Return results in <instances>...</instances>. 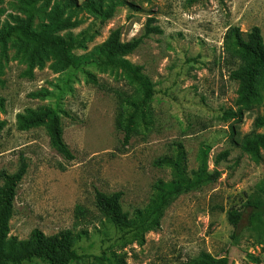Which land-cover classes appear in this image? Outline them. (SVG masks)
Masks as SVG:
<instances>
[{
	"label": "rangeland",
	"instance_id": "1",
	"mask_svg": "<svg viewBox=\"0 0 264 264\" xmlns=\"http://www.w3.org/2000/svg\"><path fill=\"white\" fill-rule=\"evenodd\" d=\"M67 2L51 0L33 27L39 30L52 12L71 15L73 25L57 35L85 38L73 50L75 57L86 58L79 67H63L50 52L32 65L16 41L10 39L5 51L0 44V172L15 173L21 157L28 164L7 240L28 241L36 228L46 236L64 232L77 252L71 264H100L103 252H115L130 264H187L202 252L228 256L231 264H264V241L258 243L248 227L251 208L244 209L235 238L228 218V210L242 209L249 195L264 196V152L255 161L240 146L242 135L264 115V69L256 96L246 99L242 83L232 76L239 61L225 47L233 26L244 32L259 26L264 38V0H105L103 11H112L105 20ZM0 9V30L27 17L20 0H0ZM150 18L161 32L123 57L142 67L154 92L143 113L136 110L143 99L140 84L121 69L99 66L95 51L117 28L123 41L143 35ZM39 107L59 113L73 160L52 147L45 125L18 128L17 114ZM239 110L242 120L235 116ZM129 119L131 138L125 143ZM233 125L238 133H232ZM176 142L184 145L189 174L205 148L210 170L216 167L221 176L180 195L144 243L121 236L97 208L96 189L122 190V209L134 218L150 201L156 181L172 179L171 168L155 161L172 155ZM225 150L228 157L216 164Z\"/></svg>",
	"mask_w": 264,
	"mask_h": 264
},
{
	"label": "trees",
	"instance_id": "2",
	"mask_svg": "<svg viewBox=\"0 0 264 264\" xmlns=\"http://www.w3.org/2000/svg\"><path fill=\"white\" fill-rule=\"evenodd\" d=\"M105 0H84L81 4L76 0H69L68 4L83 7L96 14L101 20L112 15V11L102 9ZM23 9L27 13L25 20L15 25H7L0 30V44L3 51L10 39L16 41L25 50L32 65L41 64L46 52L52 53L63 67H79L86 60L85 56L77 58L73 50L85 41L83 36H74L68 33L59 36L57 32L73 25L71 15L62 17L59 12H52L50 20L44 23L39 30L34 29L33 21L37 15H42L48 8L51 0H20ZM40 6H38V4ZM1 13V9H0ZM150 18L143 35L134 37L128 41L121 39V28L111 31L107 40L96 49V63L99 66L121 69L130 81L140 84L143 88V99L136 110L143 109L154 95L150 82L141 75V66H133L123 57L135 51L144 38L151 33H159L161 29L153 26ZM225 47L238 59V67L232 72V76L242 83V91L246 99L257 94V79L264 69V38L259 26H254L250 31L244 32L238 26L230 27L225 35ZM95 57V56H94ZM34 97L42 96V92L32 93ZM3 106V99H0ZM237 119L242 120L243 111L235 113ZM123 126L125 131L124 142L131 138L132 120ZM45 125L50 137L52 147L66 160H73L75 155L64 140V130L59 113L52 108L39 107L27 108L25 112L17 114V126L20 130H29ZM2 124L0 123V128ZM264 127V115H258L254 121L252 131L243 134L240 140L242 150L248 153L255 161H259L264 152V132L258 131ZM232 133H238L235 125L231 126ZM239 142V140H237ZM229 151L225 150L217 155L215 163L226 159ZM20 167L15 173H7L2 170L0 177L3 185L0 187V264H22L26 261L39 259L46 264H71L77 258V252L72 248L66 233L60 232L46 236L40 229L32 231L30 240L16 243L7 240L9 220L15 214V197L17 187L24 177L28 164L24 157ZM158 166L170 167L172 179H158L154 184L153 195L147 206L136 211L134 218L122 209L123 191L117 190L106 193L100 189L95 191V203L100 212L108 217L113 225L120 229L124 237L132 241L144 243L146 233L160 228L161 220L166 209L183 193L199 189L205 185L214 183L221 176V171L216 167L210 170L208 165V152L202 148L198 155V167L189 174L187 169V153L181 142H176L174 153L168 157L155 161ZM264 188V183L262 184ZM250 209L249 230L254 234L258 243L264 241V196L249 195L242 209L231 208L228 210V218L234 226L232 237L237 236L236 228L245 212ZM100 264H130L115 252H103L97 257ZM187 264H231L228 256L214 257L208 252H202L198 259Z\"/></svg>",
	"mask_w": 264,
	"mask_h": 264
}]
</instances>
